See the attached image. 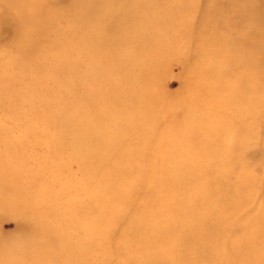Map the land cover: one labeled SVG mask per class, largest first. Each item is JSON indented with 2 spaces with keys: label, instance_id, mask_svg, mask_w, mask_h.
Segmentation results:
<instances>
[{
  "label": "bare ground",
  "instance_id": "bare-ground-1",
  "mask_svg": "<svg viewBox=\"0 0 264 264\" xmlns=\"http://www.w3.org/2000/svg\"><path fill=\"white\" fill-rule=\"evenodd\" d=\"M64 3L0 0V28L12 32V63L23 80L8 92L6 107L30 105L26 99L41 92L38 121L57 128L50 136L56 147L41 170L30 171L31 181L24 178L27 143L0 154V210L20 223L0 244V264H264V208L245 218L240 208L264 189V141L257 136L264 132V0ZM52 32L58 40L47 37ZM184 37L199 46L186 74L193 93L182 103L187 117L163 128L160 109L170 100L157 74L161 58L191 57ZM129 39L135 57L120 49ZM40 47L52 49L54 59L34 61ZM83 56L91 60L90 89L87 74L84 87L73 84L79 71L69 63ZM109 91L111 104L97 111L95 100ZM121 103L129 105L121 120L111 117ZM39 127L28 126L36 134L29 143L46 146ZM226 139L235 144L229 154ZM250 149L259 157L249 162ZM44 170L54 182L62 173L81 177L55 191L41 182Z\"/></svg>",
  "mask_w": 264,
  "mask_h": 264
},
{
  "label": "rangeland",
  "instance_id": "rangeland-1",
  "mask_svg": "<svg viewBox=\"0 0 264 264\" xmlns=\"http://www.w3.org/2000/svg\"><path fill=\"white\" fill-rule=\"evenodd\" d=\"M54 2H65L64 4L68 3V0H52ZM200 2H206L207 0H199ZM67 11V10H66ZM201 12H196L194 16H192V19L194 22H198L200 20ZM240 20V19H239ZM243 22V24H245ZM69 27V24L66 23L64 25H61L60 31L64 28L67 29ZM161 29V31H160ZM160 29L158 31V35L161 36V32L163 30L162 25L160 26ZM58 33L52 32V34H49L47 37L51 40H58ZM12 38V32L7 26H1L0 28V90H4V94L1 95L3 98L0 100L3 102V105H0V154L3 155L5 153H9L8 155L11 156L14 152V146H23L25 145V151L23 154V159L25 161V172H24V178L27 181H31L32 177L36 178V176H32L33 174L30 173L31 170H37L42 168V161L54 150L56 147V143L54 141L55 138H51L50 136L52 134H55L57 132V128L53 127L50 123V121H46L44 124L39 120V112L41 110V104L40 101V93L38 92L34 98L26 99L29 104H14L11 107L7 108L6 105L8 104L6 102V99L11 98V96L7 97V94L9 91L13 90L17 85L18 82L23 81L22 79L16 78L20 75V68L17 66H14L12 63V58L14 56H17L18 53V47L14 46L10 40ZM186 42V44L190 47V55L186 59H179L175 56H169L167 60L164 62L163 58H161V65L159 67V74H157V81L159 76V85L161 89L164 91L165 96L168 100H170L169 105H165L164 108H161V112L163 113V120H162V126L163 128L168 127L169 124L173 121L180 120L183 117L186 118L187 114L185 112V104H182L186 100V96L191 95L193 91L188 89V78L186 77V74L190 68V63L193 58L196 57V47H199L196 45V40H190L188 38H183L182 42ZM133 42L131 39L125 40L122 42L120 49L122 51H125L129 53L131 56L135 55V50L133 48ZM53 47H58V43L54 44L52 43ZM146 45V43H145ZM111 50V49H109ZM112 51H109L110 54ZM53 53V50H47L45 47H40L37 49L34 54H32V58H34V61L37 63H40L44 60H47L49 58L54 59V57L51 55ZM135 57V56H134ZM97 59V58H96ZM95 59V60H96ZM107 62H110V59L107 60ZM91 60L88 58V56H83L79 59H74L70 61V65L72 69L78 70L79 72L74 71L76 75V80L73 82L75 87H81L83 85V81L85 80L84 75H88L89 80L87 81L88 84L86 85L87 89L91 88L92 83V69L90 66ZM132 65H135L134 62H132ZM44 66V65H43ZM29 69H24V73H28ZM166 72L165 74H163ZM52 76V75H51ZM29 80V77L25 78L24 81ZM106 85L110 87L114 80L107 79ZM65 84V83H64ZM84 87V85H83ZM82 87V89H83ZM112 92H106L101 93L100 92V99L95 100V104L98 105L97 111H99L105 104H111L112 101ZM66 96V99H69L74 102V99L72 97ZM13 98V97H12ZM119 100H122L121 97H119ZM15 102V101H14ZM102 102V103H101ZM19 103V102H17ZM182 104V105H181ZM35 105L38 108H35ZM177 105H180L177 107ZM129 107L128 103H121L118 109L115 113L112 112L111 117H113V114L120 119V114L123 112V110L127 109ZM186 114V115H185ZM48 120V119H47ZM121 120V119H120ZM39 122V128L43 129V132L37 133L39 138L44 139V143H46V146L44 145H34L30 144L29 141L34 139V136L36 134L30 133L31 131L27 132L28 126L31 127V123H37ZM108 125L114 128V124L112 122H108ZM264 125V123H262ZM263 128V127H262ZM261 128V129H262ZM258 139L261 138L262 141H264V132L258 131ZM225 144V152L226 154L232 153V151L235 148V144L232 140L226 139L224 141ZM8 147V148H7ZM7 148V149H6ZM52 149V151H49L48 149ZM68 150H72L71 148H66ZM7 155V156H8ZM234 155L237 156L238 153L234 152ZM245 157V161H252L256 160L259 157L258 151L256 149H250ZM17 159H12L11 164H15ZM245 164H247L245 162ZM5 165V164H4ZM49 167H55V161H51L48 163ZM4 168L7 170L9 168L8 164L4 166ZM78 166L76 164H72L70 167V171H77ZM139 171H134L133 173H138ZM29 173L31 175H29ZM261 176V172H257ZM41 176V182L43 184H47L52 186V188L55 190L56 185L60 183L61 186H66L72 183V181L77 180L81 177V175H78L76 178L71 177L70 174L62 173L59 176V181L54 182L53 181V175L48 172L47 170H44L40 173ZM262 177V176H261ZM40 181L37 180V183ZM56 191V190H55ZM260 192V199L257 200L254 203L251 204H242L240 205V208L242 209V216L245 218L247 217V214L250 210L253 209H262L264 208V189L259 188ZM71 204L75 205L76 201L70 202ZM48 210V209H47ZM46 210V211H47ZM239 219V223L243 222V219ZM245 220V219H244ZM232 226V231H234V234H240L242 232L241 227L236 224L235 220H231L229 222ZM235 227H234V226ZM19 219L18 216L13 215L11 213H8L6 211L0 210V244L8 237L15 235L19 230ZM234 229V230H233ZM62 231V230H61ZM119 236L116 235L115 239H113V243L118 244L119 243ZM98 252V251H97ZM1 259L4 258V256H0ZM98 259H96L97 261ZM102 261V259H101ZM96 264H99L97 261Z\"/></svg>",
  "mask_w": 264,
  "mask_h": 264
}]
</instances>
